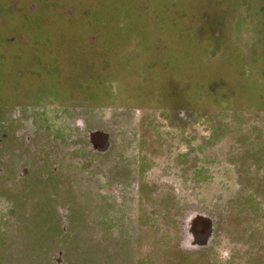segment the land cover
<instances>
[{
	"label": "rangeland",
	"instance_id": "374dc122",
	"mask_svg": "<svg viewBox=\"0 0 264 264\" xmlns=\"http://www.w3.org/2000/svg\"><path fill=\"white\" fill-rule=\"evenodd\" d=\"M0 264H264V0H0Z\"/></svg>",
	"mask_w": 264,
	"mask_h": 264
},
{
	"label": "flooded vegetation",
	"instance_id": "af4514ba",
	"mask_svg": "<svg viewBox=\"0 0 264 264\" xmlns=\"http://www.w3.org/2000/svg\"><path fill=\"white\" fill-rule=\"evenodd\" d=\"M102 150V148H100Z\"/></svg>",
	"mask_w": 264,
	"mask_h": 264
}]
</instances>
